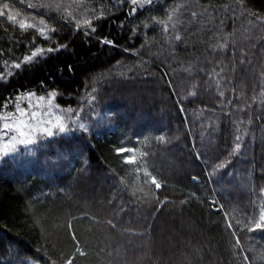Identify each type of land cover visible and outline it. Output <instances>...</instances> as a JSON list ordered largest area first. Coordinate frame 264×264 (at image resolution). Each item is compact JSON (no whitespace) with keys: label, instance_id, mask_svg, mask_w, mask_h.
Here are the masks:
<instances>
[{"label":"trees","instance_id":"trees-1","mask_svg":"<svg viewBox=\"0 0 264 264\" xmlns=\"http://www.w3.org/2000/svg\"><path fill=\"white\" fill-rule=\"evenodd\" d=\"M5 5L0 112L55 93L73 130L0 160V264H264V231L244 227L264 205V0ZM216 156L231 163L213 174Z\"/></svg>","mask_w":264,"mask_h":264},{"label":"snow or ice","instance_id":"snow-or-ice-1","mask_svg":"<svg viewBox=\"0 0 264 264\" xmlns=\"http://www.w3.org/2000/svg\"><path fill=\"white\" fill-rule=\"evenodd\" d=\"M153 2V0H131V3L133 5H139L140 7H144L145 5L151 4ZM30 7H38V6H44V7H48V8H52L55 7L57 10H59L60 8H62V5L60 4H47V5H36V4H30ZM7 5L0 7V14H2L4 12V8H6ZM135 11V8L133 9V12ZM195 15V14H193ZM102 18V16H101ZM7 19L9 21H15L16 20V16L12 15V14H8ZM169 19H171V17H169ZM83 25L85 28L90 29L91 33H95L96 32V28L92 27V20L90 19H85L83 20ZM159 23L163 24V21H159ZM19 27L20 29H27V28H34L36 27L35 24H30L25 20H21L19 22ZM145 27H148V25H145ZM76 28L77 31L80 30L81 28V22L77 21L76 23ZM165 30H167V25H165ZM39 32L41 36L45 35L46 29L44 27H40L39 28ZM86 35H88V33H86ZM176 39H180L179 36L176 37ZM102 43L106 44V45H115L114 41L111 40H102ZM226 45H222V47H224ZM65 47V45H60L59 48H48L46 51L48 53H52V52H58L61 49H63ZM45 51V49L42 48H38L36 49L35 52L32 53V56H25L24 57V61L25 62H29L33 59V57L36 56V54L39 53H43ZM14 67L16 68H20V64H16L14 65ZM27 97L30 98L34 95V93L32 92H28ZM221 96L224 95L223 92L220 93ZM49 99L47 101L48 105L51 106L52 104V98L55 97V93H50L49 94ZM23 97H21L20 95H18L16 97V101L17 103L15 104V112H0V160H3L4 157H8L10 154H15V153H19L20 149L19 146L20 145H24V146H29V145H33L36 143V135L38 133H43L44 135H46L47 137H53L55 135L54 133V129H58L60 133H66V132H70L73 129L69 128L66 123L64 122L66 117L64 116H56L55 117V121L48 119V120H43V113L39 112V111H29L28 109H25L23 107H21V104L19 103V101L22 99ZM94 99V98H93ZM38 100L43 102L45 101V97L44 96H40L38 97ZM41 105L38 103L36 105H34L33 107H37L39 108ZM5 108H7V104H5ZM69 112H71V109H69ZM49 116L52 115V112L49 111L48 113ZM78 128L80 130H82L83 132H87L88 128L84 123H79L78 124ZM157 139L163 140L164 137H158ZM242 145L240 143V137L237 136L236 137V143L234 146V150L229 153V155H235L237 152H239V150L241 149ZM115 151L117 152L118 155L120 154H126V153H133L136 150L134 148H125V147H118L115 149ZM196 158L200 159L202 153L200 151H197L195 153ZM125 162L128 164H133L136 162V157L134 155H125L124 157ZM215 159L219 162L214 163V165H212V172L213 174L224 170L229 163H231L230 160L228 159H224L221 160L219 156H216ZM193 179H197L196 177H193ZM154 185L156 189H160L162 187L161 183H159L156 180V177L153 176L152 177V181H151ZM260 192L264 193V187L260 188ZM262 199H264V197H262ZM213 205L217 204V201L214 199L212 201ZM219 207L222 209L224 208V205H219ZM225 216L227 217V213H225ZM111 223V222H109ZM241 224V221L237 220L236 221V225L239 226ZM229 229H233V223L231 220L227 221V225H226ZM244 227L247 228L248 232H255L257 230L259 231H264V205H262L260 207L259 210V215L257 216H253L251 218H247V223L244 224ZM233 235L235 236V232L233 231ZM236 245L237 247H240V241H239V237H236ZM245 261H247V256L244 257ZM67 264H73L72 260H68Z\"/></svg>","mask_w":264,"mask_h":264},{"label":"rangeland","instance_id":"rangeland-1","mask_svg":"<svg viewBox=\"0 0 264 264\" xmlns=\"http://www.w3.org/2000/svg\"><path fill=\"white\" fill-rule=\"evenodd\" d=\"M39 97H40V96H39ZM49 98H50V97H45V101H43V102L39 101V100H38V97H36V98H31L30 101H29V99H27V100H26L27 103H26L25 106H23V108L28 109L29 111H33V110H35V111L42 112V113H43V117H42L43 120L51 119V120L55 121V117H56V116H62V114H61V112H60V109H59V108H58L53 102H52L51 106L48 105L47 101H48ZM38 103L41 105L39 108H37V107H33L34 105H36V104H38ZM49 111L52 112V115H51V116L48 115ZM64 122H65L66 125H67V120H65ZM55 130H56V129H54V131H55ZM37 137H38V138H44V137H47V136L44 135L43 133H38V134L36 135V140H37ZM26 147H27V146L20 145V146H19V149L21 150V148H26ZM19 152H20V151H19ZM18 155H19V153L10 154V155L8 156V158H10V157H17ZM4 158H6V157H4Z\"/></svg>","mask_w":264,"mask_h":264}]
</instances>
